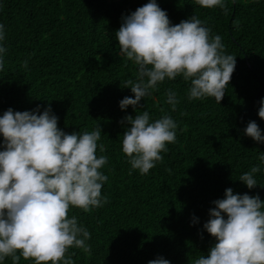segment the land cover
I'll return each instance as SVG.
<instances>
[{"label": "trees", "instance_id": "16d2710c", "mask_svg": "<svg viewBox=\"0 0 264 264\" xmlns=\"http://www.w3.org/2000/svg\"><path fill=\"white\" fill-rule=\"evenodd\" d=\"M148 2L0 0L5 34L0 46L6 48L0 115L9 108H39L42 114L50 106L65 133L101 128L96 155L108 158L100 169L108 177L101 190L107 203L88 213L70 208L69 217L75 215L91 236L90 257L70 249L74 264H148L157 257L194 264L216 243L203 228L213 201L223 199L228 188L256 196L264 186V165L255 174L256 188L249 190L239 181L264 154V143L245 135L251 121L264 135V120L258 116L264 99V0H224L227 14L219 7L202 8L195 0H157L173 25L194 15L212 36H221L225 54L236 56V67L220 105L215 98L189 100L190 82L182 77L166 79L144 97L138 114L148 111L150 122L171 116L176 142L167 145L163 161L148 174L131 168L122 150L130 125L121 121L137 112L119 105L125 97L135 98L125 86L137 80L138 67L120 55L115 33L122 17ZM169 90L179 101L174 111L167 103ZM3 264H12L11 259ZM20 264L34 262L21 258Z\"/></svg>", "mask_w": 264, "mask_h": 264}, {"label": "clouds", "instance_id": "9594fccd", "mask_svg": "<svg viewBox=\"0 0 264 264\" xmlns=\"http://www.w3.org/2000/svg\"><path fill=\"white\" fill-rule=\"evenodd\" d=\"M202 8L219 7L227 14L224 0H195ZM120 55L138 67L137 80L129 79L134 99L120 101L121 110L131 106L135 118L126 116L121 124L130 125L123 133L122 150L133 170L146 175L163 161L161 153L176 142L177 124L169 115L150 122L148 111L140 101L157 90V85L182 77L190 82L189 100L215 98L220 105L236 67V56L225 54L222 37L196 16L173 25L157 0H149L130 15L122 17L115 33ZM4 26L0 24V42L4 41ZM0 46V70L4 68ZM27 67V61L24 62ZM172 110L179 101L176 93H166ZM258 116L264 120V99ZM245 135L256 143H264V135L251 121ZM0 264L10 258L20 264L21 258L34 264H74L75 252L82 250L89 257V231L69 217L70 208L85 213L107 203L101 196L108 177L102 169L107 156L97 157L101 128L82 134H68L58 127V117L45 108L34 111H13L0 115ZM99 151H105L99 145ZM251 167L239 178L249 190L258 186L255 174L264 165ZM131 174V173H130ZM210 219L204 230L216 241L207 256L201 255L194 264H264V201L259 195L234 194L225 190L223 199L213 201ZM193 223H196L193 218ZM148 264H170L157 257Z\"/></svg>", "mask_w": 264, "mask_h": 264}, {"label": "water", "instance_id": "95a60500", "mask_svg": "<svg viewBox=\"0 0 264 264\" xmlns=\"http://www.w3.org/2000/svg\"><path fill=\"white\" fill-rule=\"evenodd\" d=\"M263 191H264V186H263L262 191H261V193H260V195H259V198L261 197Z\"/></svg>", "mask_w": 264, "mask_h": 264}]
</instances>
